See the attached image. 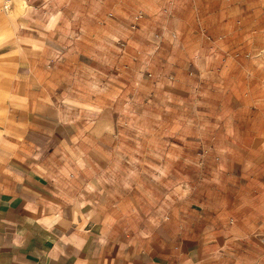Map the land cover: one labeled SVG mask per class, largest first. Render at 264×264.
I'll return each instance as SVG.
<instances>
[{"label":"clouds","instance_id":"1","mask_svg":"<svg viewBox=\"0 0 264 264\" xmlns=\"http://www.w3.org/2000/svg\"><path fill=\"white\" fill-rule=\"evenodd\" d=\"M0 264H264V0H0Z\"/></svg>","mask_w":264,"mask_h":264}]
</instances>
